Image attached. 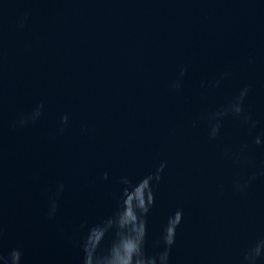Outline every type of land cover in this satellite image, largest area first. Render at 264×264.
Instances as JSON below:
<instances>
[{
  "label": "water",
  "instance_id": "1",
  "mask_svg": "<svg viewBox=\"0 0 264 264\" xmlns=\"http://www.w3.org/2000/svg\"><path fill=\"white\" fill-rule=\"evenodd\" d=\"M245 87L256 127L229 114L211 139ZM161 164L148 253L179 210L169 264H246L264 241V0H0V255L82 264L121 179Z\"/></svg>",
  "mask_w": 264,
  "mask_h": 264
},
{
  "label": "clouds",
  "instance_id": "2",
  "mask_svg": "<svg viewBox=\"0 0 264 264\" xmlns=\"http://www.w3.org/2000/svg\"><path fill=\"white\" fill-rule=\"evenodd\" d=\"M185 74L186 69H182L181 77ZM215 86H219L218 82ZM179 87V83L173 85V88L177 90ZM249 91L250 88L245 87L226 108L215 113L212 118L217 123L212 126L211 139H215L219 134V121L229 114L237 118L243 117L246 122H251L253 128L256 127V122L245 115L244 100ZM42 108L43 105H40L31 117L33 122L41 116ZM25 122L21 121L20 124L23 125ZM61 123L67 125V115L61 118ZM63 131L64 129H61V132ZM255 143L257 145L261 143L260 137L256 138ZM165 167V164H161L154 173H150L135 184L127 177L121 179V183L126 187L122 197L119 198L117 210L106 221L91 227L82 239V264H169L171 250L176 242L177 228L183 220L182 211L178 210L168 218L161 237L154 241L153 247H162L163 251L154 254H149L147 251L146 217L155 204L152 185L153 181L158 183L161 180ZM104 178H108L107 174ZM59 192H63V185H60ZM56 210L57 204L53 200L49 218L55 216ZM110 233L112 234L111 243L102 248V243ZM262 250H264V241L246 253L244 256L246 264H257V260L262 257ZM0 260L3 264H21L22 252L19 249H13L7 257L0 255Z\"/></svg>",
  "mask_w": 264,
  "mask_h": 264
}]
</instances>
